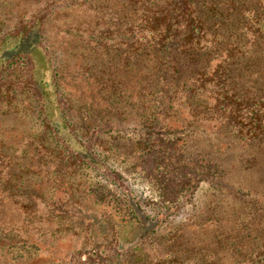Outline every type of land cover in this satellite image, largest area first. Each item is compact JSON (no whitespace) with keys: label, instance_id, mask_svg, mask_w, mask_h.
Instances as JSON below:
<instances>
[{"label":"trees","instance_id":"obj_1","mask_svg":"<svg viewBox=\"0 0 264 264\" xmlns=\"http://www.w3.org/2000/svg\"><path fill=\"white\" fill-rule=\"evenodd\" d=\"M61 13H70L76 22L85 17L72 33L74 42L79 34L88 35L86 54L118 52L112 70L103 65L106 70L100 66L86 76L73 71L71 79L81 95L76 107L81 127L74 118L75 125L67 121L66 110L60 120L45 123L61 153L109 176V167L99 158L108 143L115 155L127 154L139 162L135 165L157 183L159 199L169 207L202 183L215 185L217 202L179 226L160 216L150 219L129 193L124 203L94 193L85 202H65L72 192L59 188L52 203L40 209L45 219H33L27 212L7 225L0 218V264H264L257 257L262 253L252 252L256 237L241 216L247 212L255 218L263 211H248L253 204L229 181L232 170L244 173L258 164L261 153L254 152L264 146V0H0V47L25 40L34 28L47 45L52 20ZM76 51L69 45L65 53L76 59ZM95 60H89V71ZM19 64L20 86L12 75ZM79 64L51 68L54 83ZM32 70L27 54L16 52L3 60L0 100L14 101L19 93H28L43 106ZM95 115L102 121L94 123ZM130 123L134 139H126ZM215 139L237 140L254 152L231 153L228 145L215 147ZM38 149L46 154L33 168L47 170L59 181L62 160L47 147ZM5 161L0 156V166ZM229 197L237 203L229 216H237L236 230L222 213ZM66 229L72 235L62 237Z\"/></svg>","mask_w":264,"mask_h":264},{"label":"rangeland","instance_id":"obj_2","mask_svg":"<svg viewBox=\"0 0 264 264\" xmlns=\"http://www.w3.org/2000/svg\"><path fill=\"white\" fill-rule=\"evenodd\" d=\"M29 7L25 8V10L28 9V15L31 13ZM70 15V13L55 15L52 20L53 23L50 26V37L46 40V43L48 42L47 45L45 41L41 42V37L38 36V31L34 28L25 40H10L0 47V66L3 60L11 59L16 52L30 56L33 63L32 74L39 90L44 95L45 102L42 106L34 96L28 93H19L22 88H18L17 92L19 96L14 101H10L6 97L0 100V156H4L6 159L5 165L1 164L0 166V202L2 201L1 204H4V210L0 218L7 225L18 223L27 212L33 213V219H45L43 217L45 215L44 209L43 211H40V209L42 210L48 203H52L55 198V190L59 188L62 191L70 189L72 192V194L69 193L68 197L65 198V202H74L76 200L85 202V198L94 193L99 197L103 196L105 200H110L112 203H124L126 200L124 195L129 193L141 212L150 219L160 216L167 223L182 226L189 219L195 220L199 218L202 215V211L208 208L211 209L212 204L217 202L214 201V197L212 196V189L215 187L213 184L202 183L191 196H188V194L185 197H178L177 201L170 204L173 206L169 207L167 203L159 199L157 183L152 179L151 181L146 179L141 174L139 167L135 165V163L138 164L139 162L130 160L127 154L125 157L121 154L120 156L115 155L108 143L104 146L107 152L99 156V158L109 167V176L98 175L87 165H81L78 160L66 158V152L61 153L57 140H55L51 131L45 127V123L47 121L60 120L61 110H66L65 113L68 115L67 121L75 125L74 118L76 121H79L78 126L81 127L79 111L76 110L81 95H79L78 90L73 85L71 79L73 71L78 74L83 73L86 76L94 70L98 71L100 66L104 69L103 65L112 70L117 67L118 63V52L114 50L108 53L105 51L97 52L98 54L94 53L96 56L86 54L84 49L88 48V35L86 33L79 34L78 40L74 42L75 35L72 33V27L75 24L78 25L77 23L80 20H84L85 17L79 18L78 22H76ZM49 19H51V16L48 17ZM237 23L238 21L235 22V19L232 21L234 25ZM262 28L264 29V26ZM69 45L77 49L76 59L67 57L65 52L66 47ZM43 47H47V53L44 52ZM91 52L93 53L92 50ZM94 57L96 58L95 62L97 66L94 64V67L92 66L93 70L89 71L86 66L90 64V61ZM75 61H80L75 70L71 66L70 70H67L66 76H63L62 80H60V83H54L51 76V68L67 67ZM63 70L66 71V69ZM22 71L23 66L19 64L16 70L12 72L14 79H16L15 82L20 83L19 86L21 85V76L19 74L21 73L22 75ZM9 104L12 106L9 109L10 112L6 107ZM102 119L103 117L100 115L93 117L94 123L97 120L102 121ZM132 126L133 124L131 123L127 126L126 139L128 137L131 139L135 138L136 134L134 132L130 133ZM76 129L73 128L74 131ZM215 141V147L223 144L225 146L228 145V151L231 153L240 151L245 153L254 152L251 147L246 148L241 143H238L237 140L220 141L215 139ZM40 146L49 148V151L51 150L50 155H57L62 160V171L59 172L60 174L62 173V178L59 181L55 178L56 175L54 176L51 172L40 168H33L37 166V162L40 164V161L44 159L43 157L41 158V155L45 156L46 154L44 150L42 152L41 150L39 151L38 148ZM89 147L93 151L92 146L90 145ZM254 153L255 155L261 153L258 164L252 165L244 173L237 172L241 171L240 168L237 171L232 170L229 175V181L232 187L239 190L243 199L253 204V207L248 208V211L257 209L256 207L263 211L262 214L257 215L255 218H250L247 212L241 215L244 216L242 222L245 224L247 231L256 237L252 241L254 246L252 252H261L262 254L257 257H260L259 260L263 261L264 146ZM30 159L34 162L30 163ZM7 161L9 164H7ZM27 163H30L32 168H28ZM97 187L98 190L95 191ZM101 188L105 189V192L100 190ZM228 200V207L225 208L223 206L225 211L222 212L224 213L223 216L227 217L237 207L235 206L237 203L234 199L229 197ZM40 203L42 205H39ZM163 207L166 208L163 209ZM229 218L232 220L229 221V227L236 230L233 221L237 216L233 215ZM170 228L172 229H166V235L173 231V225ZM62 234V237L72 235L70 229L64 230ZM189 234L194 237L191 232ZM72 238V242L80 246L81 241L76 237ZM195 238L202 240L203 236Z\"/></svg>","mask_w":264,"mask_h":264}]
</instances>
